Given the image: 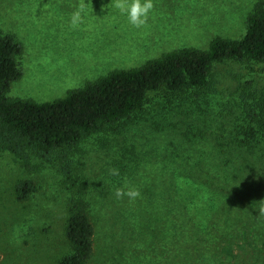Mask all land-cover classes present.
I'll return each instance as SVG.
<instances>
[{"label":"rangeland","instance_id":"1","mask_svg":"<svg viewBox=\"0 0 264 264\" xmlns=\"http://www.w3.org/2000/svg\"><path fill=\"white\" fill-rule=\"evenodd\" d=\"M257 1L153 0L147 26L137 29L111 0H85V23L73 29L79 0H0V31L21 46L22 74L6 96L50 102L173 50L240 39ZM214 75L212 91L150 95L143 113L91 134L64 158L0 144V264H59L70 249L69 199L80 186L95 230L84 264H138L139 248L179 257L163 238L166 210L209 241L173 263L264 264V235L249 233L255 222L264 226V142L238 144L242 91L249 81L264 88V63L231 60ZM112 168L120 174L109 175ZM116 188L141 195L117 200Z\"/></svg>","mask_w":264,"mask_h":264},{"label":"trees","instance_id":"2","mask_svg":"<svg viewBox=\"0 0 264 264\" xmlns=\"http://www.w3.org/2000/svg\"><path fill=\"white\" fill-rule=\"evenodd\" d=\"M20 53L21 46L15 38L0 31V144L8 145L10 150H15L11 146L20 150L27 148L48 161L51 153L64 158L72 146L91 134L115 130L114 127L120 126L121 122L132 121L143 113L149 96L156 92L212 91L216 82L214 69L218 65L231 60L264 63V0H258L254 5L240 39L216 37L205 50H173L141 66L113 71L93 83L69 91L64 98L50 102L6 96L11 83L22 74L17 62ZM252 83L246 82L249 87L245 86L242 91L245 94L242 109L246 118V124L241 127L244 138L238 139L242 146L264 142V88H253ZM79 192V195L73 193L69 199L65 236L70 249L59 264H84L93 252L95 230L89 215V202L84 196V187L80 186ZM164 213L167 227L163 238L172 248L175 247L179 257L171 256L166 260L157 249L153 251L158 254L151 257L139 248L142 253L138 264H184V260L173 262L190 257L192 249L209 242L203 238L200 240L203 232H196L173 212L166 210ZM253 229L264 235L261 222L250 226L249 233ZM137 241H140L139 237Z\"/></svg>","mask_w":264,"mask_h":264},{"label":"clouds","instance_id":"3","mask_svg":"<svg viewBox=\"0 0 264 264\" xmlns=\"http://www.w3.org/2000/svg\"><path fill=\"white\" fill-rule=\"evenodd\" d=\"M108 6L114 7L121 15H126L128 22L137 29L147 26L149 14L154 9L153 0H111V3ZM87 7L88 3H85V0H79L76 10L70 14L71 28L77 29L85 23L83 14ZM46 12L47 5L41 9L42 14ZM119 174L118 169H109V175L118 176ZM140 195V191L136 188H128L127 191H125V188L115 189V197L117 200H122L124 197H127L131 202L139 198ZM259 203L261 204V208L259 210L260 214L264 215V200L259 201Z\"/></svg>","mask_w":264,"mask_h":264}]
</instances>
